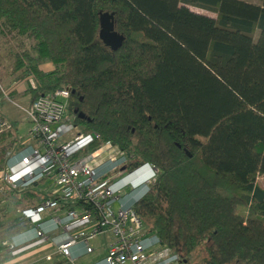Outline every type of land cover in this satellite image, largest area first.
I'll return each instance as SVG.
<instances>
[{
    "label": "trees",
    "instance_id": "trees-1",
    "mask_svg": "<svg viewBox=\"0 0 264 264\" xmlns=\"http://www.w3.org/2000/svg\"><path fill=\"white\" fill-rule=\"evenodd\" d=\"M103 11L116 49L97 36ZM6 32L29 41L8 52L14 79L32 78L33 97L69 86L72 121L95 134L88 148L109 140L129 167L157 168L132 207L179 262L204 243L202 264H264V0H0ZM14 133H0V169ZM0 193L5 214L41 199ZM26 226L19 213L0 222V261Z\"/></svg>",
    "mask_w": 264,
    "mask_h": 264
},
{
    "label": "built area",
    "instance_id": "built-area-1",
    "mask_svg": "<svg viewBox=\"0 0 264 264\" xmlns=\"http://www.w3.org/2000/svg\"><path fill=\"white\" fill-rule=\"evenodd\" d=\"M28 84L35 87L32 78ZM70 91L56 87L21 107L26 137L0 169V181L12 189L31 188L41 199L19 209L27 226L8 237L7 247L15 252L49 244L45 264H178L177 253L159 243L132 207L157 168L140 163L149 172L137 179V165L129 167L130 154L117 144L107 140L88 148L95 134L73 133L74 116L65 114ZM11 128L0 115V133ZM102 236L105 244L94 245ZM79 243L82 249L74 254ZM99 253L85 263L77 260Z\"/></svg>",
    "mask_w": 264,
    "mask_h": 264
},
{
    "label": "rangeland",
    "instance_id": "rangeland-1",
    "mask_svg": "<svg viewBox=\"0 0 264 264\" xmlns=\"http://www.w3.org/2000/svg\"><path fill=\"white\" fill-rule=\"evenodd\" d=\"M188 8L196 12L204 13L210 16H215L214 12L199 8L194 5H188ZM257 32H258L257 30L254 31L253 33L254 38L256 37ZM28 45H29V41L26 37L15 34L14 32H6L0 35V110L9 117L10 119L9 121L13 126V131L15 132L14 135L18 138V140L24 139L26 137L27 123L25 121V117H24L25 115L23 111L18 106L17 107L19 109L13 104V102L19 101L17 96L13 94H8V89L14 85V82L12 83L13 76L11 77L9 73L11 59L8 57V52L11 49L27 48ZM10 109L12 112L8 113ZM65 114L69 116L72 115V113L69 110H66ZM70 122L72 123V132L73 133L80 132V125L74 123L72 121V118ZM255 182L258 186L264 187V175H258L255 178ZM1 185L2 183L0 181V186ZM6 202L7 199L4 198L3 195L0 193V222L19 213L20 208L7 205L8 211L7 214H5L4 211L1 210V208L4 205H6ZM25 250H28L27 253ZM45 250L46 249L44 247H42L41 249L37 247L24 249L22 252H19L17 254V257L14 259L13 263H8V264H45L43 262V257H42L44 255ZM204 257H205V250H204V243H202L192 251L190 256L186 257L184 260H180L178 264H202Z\"/></svg>",
    "mask_w": 264,
    "mask_h": 264
},
{
    "label": "crops",
    "instance_id": "crops-1",
    "mask_svg": "<svg viewBox=\"0 0 264 264\" xmlns=\"http://www.w3.org/2000/svg\"><path fill=\"white\" fill-rule=\"evenodd\" d=\"M44 67L45 68H49V65H47L46 63H44ZM10 73V75H11V77L13 76V74H11V72H9ZM28 78L29 77H27V78H25V79H22V80H15L14 79V76L12 77V83L14 82V85L13 86H11L9 89H8V94H13V95H15V96H17V98H18V102H13V104L17 107H19L20 109H21V107H24V106H27L29 103H30V101L32 100V98H33V96H31V94L28 92V90H26V88H29V84H28ZM17 82V83H16ZM17 107V108H18ZM18 108V109H19ZM22 110V109H21ZM10 112H12L11 111V109L9 110V112L8 113H10ZM0 115H2L3 117H5V118H8V120H10L9 119V117L7 116V115H5V113L4 112H2L1 110H0ZM25 117V116H24ZM25 121H26V123H27V120H26V117H25ZM25 123V124H26ZM26 127H28V123L26 124ZM27 129V128H26ZM101 241V242H100ZM105 241H106V237H104V236H102V237H100V238H98V239H96V241H94V245L96 244V242H99L100 244H101V246H103L104 244H105ZM32 247H37V248H42V247H44L46 250H45V252L46 251H50V249H52L51 248V246L49 245V244H44V245H35V246H32ZM8 248V247H7ZM28 248H31V247H28ZM28 248H24V249H28ZM9 249V248H8ZM24 249H21V250H17V251H15V252H12L11 250H9V255L7 256V257H5L4 259H2L1 261H0V264H3V263H6V264H8V263H13V261H14V259L17 257V254L19 253V252H22ZM82 249V244H77V245H75L74 247H73V253L74 254H78V252L80 251ZM26 251V253H27V251L28 250H25ZM24 251V252H25ZM44 252V253H45ZM88 256H90V257H88ZM100 256V253L97 255V256H94V255H87V256H84V255H81L80 257H78L77 258V260L79 261V262H82V263H85V262H87L88 260H92V259H94V258H96V257H99ZM83 260V261H82Z\"/></svg>",
    "mask_w": 264,
    "mask_h": 264
},
{
    "label": "water",
    "instance_id": "water-1",
    "mask_svg": "<svg viewBox=\"0 0 264 264\" xmlns=\"http://www.w3.org/2000/svg\"><path fill=\"white\" fill-rule=\"evenodd\" d=\"M97 36L101 42L110 49H116L120 45L122 35L113 29L111 13H107L106 11L98 13ZM75 114L81 116V114L77 113L76 110L73 109L72 115L75 116Z\"/></svg>",
    "mask_w": 264,
    "mask_h": 264
},
{
    "label": "clouds",
    "instance_id": "clouds-1",
    "mask_svg": "<svg viewBox=\"0 0 264 264\" xmlns=\"http://www.w3.org/2000/svg\"><path fill=\"white\" fill-rule=\"evenodd\" d=\"M145 163H147V162H145ZM144 167H145V164L144 165H141V164L137 165V169L134 172L136 174V178L137 179L143 178L149 172V170L148 169H144Z\"/></svg>",
    "mask_w": 264,
    "mask_h": 264
},
{
    "label": "flooded vegetation",
    "instance_id": "flooded-vegetation-1",
    "mask_svg": "<svg viewBox=\"0 0 264 264\" xmlns=\"http://www.w3.org/2000/svg\"><path fill=\"white\" fill-rule=\"evenodd\" d=\"M72 94V91H70V94H69V96ZM69 98V97H68Z\"/></svg>",
    "mask_w": 264,
    "mask_h": 264
}]
</instances>
